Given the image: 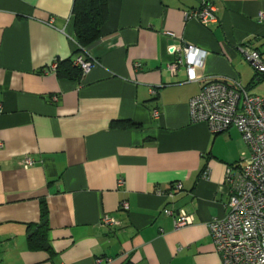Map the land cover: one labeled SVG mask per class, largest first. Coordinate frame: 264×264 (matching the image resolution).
Returning a JSON list of instances; mask_svg holds the SVG:
<instances>
[{
  "label": "crops",
  "instance_id": "1",
  "mask_svg": "<svg viewBox=\"0 0 264 264\" xmlns=\"http://www.w3.org/2000/svg\"><path fill=\"white\" fill-rule=\"evenodd\" d=\"M201 2L217 23L186 18ZM72 5L0 0V264H222L209 223L226 213L227 169L250 151L235 127L192 122L189 100L210 79L260 82L237 47L264 50V0H107L84 51ZM187 46L201 60L192 81L168 67ZM78 48L97 64L59 78L53 65ZM41 203L47 250L28 243ZM164 209L193 221L175 229Z\"/></svg>",
  "mask_w": 264,
  "mask_h": 264
},
{
  "label": "built area",
  "instance_id": "2",
  "mask_svg": "<svg viewBox=\"0 0 264 264\" xmlns=\"http://www.w3.org/2000/svg\"><path fill=\"white\" fill-rule=\"evenodd\" d=\"M185 16L206 27L218 22L214 7L206 2L188 9ZM258 17L264 19V11L259 12ZM168 50L175 53L177 49L170 45ZM193 50L187 46L183 50L184 58L178 57L168 66L174 71L179 64L186 65L188 81L197 79L194 67L201 61L190 58ZM237 50L253 68L256 80L264 81V50L247 43L238 46ZM73 63L81 69L82 75L97 64L95 59L86 58L83 52ZM53 99L56 100V96ZM154 116L158 113L154 112ZM189 116L192 122H204L213 133L235 127L247 144L250 154L245 164L227 169L230 192L226 213L222 218L211 220L209 232L222 264H264V95L249 93L237 80L210 79L198 94L190 98ZM32 163L30 158L24 160L25 167ZM181 187V184H175L176 190ZM163 211L174 216L175 229L193 221V217L183 210L176 213L168 209ZM100 223L118 225V221L110 216H104Z\"/></svg>",
  "mask_w": 264,
  "mask_h": 264
},
{
  "label": "trees",
  "instance_id": "3",
  "mask_svg": "<svg viewBox=\"0 0 264 264\" xmlns=\"http://www.w3.org/2000/svg\"><path fill=\"white\" fill-rule=\"evenodd\" d=\"M72 16L74 19L75 40L79 48L85 50V47L96 41L100 36V28L107 17V0H73ZM79 48L77 54L81 53ZM73 61L70 58L58 61L56 75L59 78L79 79L82 72L78 66L74 65ZM254 77L257 79L256 74ZM47 220L46 206L41 203L40 223L35 230H31L30 227L28 230V243L30 246H40L45 250L48 249V243L45 242L48 230ZM126 264L132 263L127 262Z\"/></svg>",
  "mask_w": 264,
  "mask_h": 264
},
{
  "label": "rangeland",
  "instance_id": "4",
  "mask_svg": "<svg viewBox=\"0 0 264 264\" xmlns=\"http://www.w3.org/2000/svg\"><path fill=\"white\" fill-rule=\"evenodd\" d=\"M252 70H253V68H252ZM248 92L251 93V94L252 93L264 94V81H260V82L256 83L254 87H251L250 89H248Z\"/></svg>",
  "mask_w": 264,
  "mask_h": 264
}]
</instances>
